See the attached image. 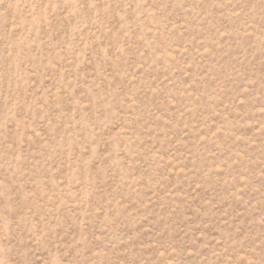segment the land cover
<instances>
[{
	"label": "rangeland",
	"instance_id": "rangeland-1",
	"mask_svg": "<svg viewBox=\"0 0 264 264\" xmlns=\"http://www.w3.org/2000/svg\"><path fill=\"white\" fill-rule=\"evenodd\" d=\"M0 264H264V0H0Z\"/></svg>",
	"mask_w": 264,
	"mask_h": 264
}]
</instances>
